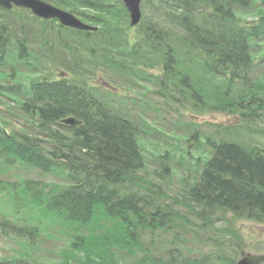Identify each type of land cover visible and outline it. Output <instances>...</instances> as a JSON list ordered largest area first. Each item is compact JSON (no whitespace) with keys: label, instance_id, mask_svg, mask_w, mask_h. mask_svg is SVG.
I'll return each mask as SVG.
<instances>
[{"label":"trees","instance_id":"trees-1","mask_svg":"<svg viewBox=\"0 0 264 264\" xmlns=\"http://www.w3.org/2000/svg\"><path fill=\"white\" fill-rule=\"evenodd\" d=\"M48 1L99 27L85 32L55 25L49 30L47 38L54 44L49 53L70 74L85 75L101 67L125 80H157V93L182 108L189 106L196 114L237 109L240 120L208 124L210 133L201 142L209 156L198 159V169L180 189L167 155L157 158L153 170L136 171L135 165L146 160L137 141V125L70 78H44L35 80L33 100L23 105L37 118L35 134L43 138L36 142V135L29 139L0 129V172L24 163L40 175L59 174L62 183L30 179L24 187L36 204L43 199L53 204L56 217L68 223L83 226L101 217L110 220L104 248L121 239L120 246L134 250L144 232L172 235L165 253L153 256L148 249L139 264H236L240 246L232 233L235 223L264 224V143L255 137L264 136V131L252 124L264 107V84L259 77L251 79L248 71L254 49L249 42L264 33V16L244 33L232 20L239 1H229L221 10L217 0H146L142 21L133 28L121 0ZM210 7L217 9L213 15ZM6 29L0 25V65L10 44ZM19 44L18 57L28 66L27 42ZM150 68L160 73L152 74ZM67 116L82 124H62ZM7 186L0 181L1 188ZM198 225L201 232L187 229ZM18 229L24 234L36 232ZM188 233L198 239L201 233L207 235L200 242L201 253L181 245ZM33 236L27 235L36 245ZM95 241L94 248L99 244ZM80 243L87 248L82 238ZM31 259L3 258L0 264H36Z\"/></svg>","mask_w":264,"mask_h":264},{"label":"rangeland","instance_id":"rangeland-1","mask_svg":"<svg viewBox=\"0 0 264 264\" xmlns=\"http://www.w3.org/2000/svg\"><path fill=\"white\" fill-rule=\"evenodd\" d=\"M217 1L219 3L221 0ZM243 1L246 4L235 9V14H239L246 20H252L256 17L250 13L252 4L249 0ZM0 11L9 15L8 22H6L9 29H6V34L10 38V44L7 46L5 60L8 58L7 54L14 48H19V56H22V45L19 44V41L25 39L28 46L27 50H29L28 66L20 65L24 64L26 60L22 61L19 58L17 63V59L13 58L12 65L0 67V85H7L8 82L12 88L22 84L24 89H32L36 86L34 80L40 78L62 79L65 76L72 79L77 74L81 82L86 81L87 85L98 87H89L94 93H102L104 98L110 102L118 103L121 101L124 103L121 109L125 114L131 115L132 119L129 121L133 125H137V141L142 146L150 170H153L155 165L153 163L155 161L154 148H163L169 151L171 160L169 163L174 168L176 175L173 180H175V186L180 189L183 187L181 186L182 181L185 178L189 180L196 172L195 170L198 169V159L203 160L204 156H209V150L201 142L204 140V136L210 133L208 124H228L240 120L237 116L240 112L237 109L230 113L206 111L203 114H196L189 106L182 108L181 103L168 97L156 95L157 80L151 82L152 86L148 82L125 80L120 76H113L110 72L105 76L96 72L87 75L78 72L70 74L61 67L58 61L52 59L53 55L49 53L54 44L52 38H47L49 31L47 32L46 28L48 30L53 29V24H45L35 20L30 11L22 8L13 7L10 11L2 9ZM80 19L84 21L81 17ZM84 22L93 26L90 22ZM0 25L2 24L0 23ZM39 29H42L43 33ZM257 50L264 53V45L259 46ZM72 65L75 66L73 61L69 63V66ZM13 69L22 70L26 74L17 76L12 72ZM257 75L264 81V62L255 68V77ZM82 86L88 90L87 86ZM18 101L19 98L15 94L0 95V120L5 117L14 119V121L12 120L11 133H14V136L16 134L25 135L29 139L36 135L37 139L34 140L37 142L38 139L42 138L40 134H35L38 120L24 110L23 105L27 99L20 97L22 110ZM141 101L142 104L136 105ZM262 106H264V100ZM260 118L254 126L264 131V108L260 111ZM4 128L8 129L5 126ZM197 130L200 131V135ZM255 137L264 143V136L256 135ZM30 179L42 180L52 184L62 183L63 180L59 174L57 178L52 175H40L34 168L24 163L10 167L5 173L0 172V180L8 182L10 187L6 188L7 191H3L8 204L6 206L9 208L8 212L0 210V215H3L2 220L0 219V229L5 232L0 230V260L19 257L31 262V258H33L36 264H139L138 260L146 255V250L149 249L153 256L161 255L170 248L173 242L172 235L169 233L163 231H156L153 234L144 232L140 236L138 248H134V250L120 246L124 242V240L118 239L120 237L117 238L116 242L109 243L108 247L104 248L102 246L103 241H106L103 235H105L106 230L111 228L110 220L101 217L92 225L83 226L68 223L65 219L63 221V219L56 217L55 209L52 210L53 204L43 201L44 199L40 201V204L35 203L33 197L28 194L29 190L24 187L25 180ZM11 183H17V188L11 186ZM3 194L1 193L0 197ZM4 217L11 223L6 221L8 224L2 226ZM235 224L236 231L234 229L232 233L234 240L238 242V247L240 246V256H245L249 252L264 253V224L251 220H239ZM25 227L36 229L35 234L30 230L24 234L23 229L21 231L18 229ZM75 229H79V233ZM187 229L201 232L200 229L202 228L198 225L187 227ZM18 232L22 233L19 234ZM27 235H35L32 238L35 237L33 240L36 239V245L29 242L31 238ZM200 235L201 239H198L195 233L186 234L184 236L185 243L181 245L187 251L201 253L202 251L199 250L200 242L207 235L205 233ZM80 238L84 240V246L87 248L80 245ZM94 239H96L95 243H99L96 248L92 244Z\"/></svg>","mask_w":264,"mask_h":264},{"label":"water","instance_id":"water-1","mask_svg":"<svg viewBox=\"0 0 264 264\" xmlns=\"http://www.w3.org/2000/svg\"><path fill=\"white\" fill-rule=\"evenodd\" d=\"M143 0H123L124 5L129 12L131 25L136 26L140 23L142 18L141 3ZM13 5L31 9L32 12L43 18H58L63 26L81 29L93 30L94 28L84 24L74 15L55 8L40 0H0V6L11 8ZM62 122L69 126H76L81 124L74 117L66 118ZM237 264H264V255L247 254L240 259Z\"/></svg>","mask_w":264,"mask_h":264},{"label":"bare ground","instance_id":"bare-ground-1","mask_svg":"<svg viewBox=\"0 0 264 264\" xmlns=\"http://www.w3.org/2000/svg\"><path fill=\"white\" fill-rule=\"evenodd\" d=\"M250 1V3L252 4V7L256 4V3H261L262 4V6L258 9V15L260 16V17H263L264 16V0H249ZM1 20V19H0ZM13 57H18V53L17 52H14V53H12L9 57H8V59L7 60H5V63H4V65H1V66H3V67H5V66H9L10 64H11V58H13ZM60 57V59H69V56L67 57V56H59ZM259 58H262V59H264V53H259ZM52 59H54V58H52ZM55 60V59H54ZM56 61V60H55ZM96 73H98L99 75H103V76H105V75H108V72L104 69V68H97L96 69ZM79 79V76L78 75H74L73 77H72V79L71 80H73V81H76V80H78ZM22 94L24 95V96H26V94L27 93H24L23 91H22ZM97 97H99V94H97ZM90 98V97H89ZM215 113V112H214ZM201 114H203V113H201ZM19 115V114H18ZM20 116V115H19ZM69 117H72V116H68L67 118H69ZM126 117L128 118V119H132V116L131 115H129V114H126ZM20 118V117H19ZM17 119V118H16ZM13 121H14V119H12ZM12 120L10 119V118H8V117H5V118H2L1 120H0V124H2L3 126H5L6 128H8V131L11 133L12 132ZM19 121H21L20 119H19ZM153 152H154V155H155V161L153 162V163H158V161H157V158L158 157H161V156H164V155H167L168 157H169V151H167L166 149H163V148H154V150H153ZM167 165H169V166H171V164L169 163V160H168V162H167ZM149 166V162L147 161V159L145 160V159H141L140 161H139V163H137L136 165H135V169H136V171H143L144 169H146L147 167ZM153 166V165H152ZM153 168H154V166H153ZM51 185V184H50Z\"/></svg>","mask_w":264,"mask_h":264}]
</instances>
